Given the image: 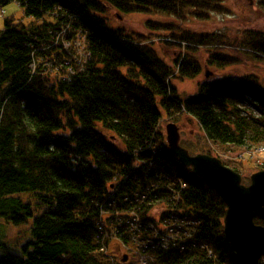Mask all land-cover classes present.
I'll return each instance as SVG.
<instances>
[{"label":"trees","instance_id":"trees-1","mask_svg":"<svg viewBox=\"0 0 264 264\" xmlns=\"http://www.w3.org/2000/svg\"><path fill=\"white\" fill-rule=\"evenodd\" d=\"M13 2L39 23L7 17L0 36V220L29 224L35 210L23 194L33 195L44 212L29 229L23 256L7 254L0 264H107L99 252L98 222L126 241L140 228L146 233L140 247H155L152 264H240L223 232L225 203L171 153L160 130L166 117L185 113L213 143L248 149L264 143L262 77L218 74L185 98L172 81L197 78L200 54L209 67L241 63V57L212 48L221 35L188 27L193 19L226 13L222 1L0 0V7ZM108 7L122 15L173 18L177 25L147 26L172 32L166 44L179 46L180 55L165 60L150 37L108 29ZM77 37L84 41L82 66L59 42ZM259 40L245 39L255 53L246 57L264 61V38L256 45ZM232 41L244 45L236 35ZM204 45L210 47H198ZM114 176L127 180L109 191ZM163 203L175 209L163 219L151 217L150 210ZM173 217L182 235L164 247L156 232Z\"/></svg>","mask_w":264,"mask_h":264},{"label":"rangeland","instance_id":"rangeland-1","mask_svg":"<svg viewBox=\"0 0 264 264\" xmlns=\"http://www.w3.org/2000/svg\"><path fill=\"white\" fill-rule=\"evenodd\" d=\"M222 3L230 10L228 14L225 15H215L212 19L206 21H196L193 19L188 24L189 28L196 32H205V33H220V34H230L235 31L238 32L236 37L242 43L245 42L244 36L247 34V27H260L264 21V4H261L262 0H255V4L252 8H249L243 3L240 4L238 0H221ZM106 21V26L108 29L117 31L123 29L125 34L134 35L135 37L145 36L150 38L162 37L165 36V40H169V36L172 33H169L165 30L163 31H151L148 30L147 23H165L172 22L173 18L167 16L164 13L152 12V13H132V14H121L118 13L112 8L108 7L107 11L103 14ZM121 16V17H120ZM7 17H14L17 21H23L25 23H30L32 20H35V23L38 24L37 18L26 17L23 11V8L17 2H13L6 7H0V36L2 35L5 28V19ZM232 36H235L233 34ZM60 39V44L64 45L63 48L68 52L71 58H74V61L77 58L83 56L84 41L77 37L72 40H66L65 43ZM161 42L158 44L160 49L161 57L165 60H171L172 56L180 55V48L177 46H170L166 44L167 42ZM63 42V43H62ZM226 42L233 43L232 40L226 38ZM212 46V45H211ZM218 52L220 54H231V46H223L219 41L216 42ZM246 44L242 45L240 54L241 63H238L236 66L220 69L217 67H209L213 70L215 74H232L235 77V74L240 76L245 74H252L262 77L263 81L261 83L264 86V61L254 59L251 49L245 47ZM199 48L210 47L208 45L198 46ZM226 47V49H225ZM57 51H61L59 45L55 46ZM206 52H210L205 50ZM165 52V53H164ZM178 53V54H177ZM207 54V53H206ZM251 54V56H247ZM78 55V56H77ZM77 56V57H76ZM199 57L202 59L201 63L205 66V57L206 55L200 54ZM70 63L68 62L63 66V68H68ZM54 71V70H53ZM204 68H202L201 76H198L195 79L190 80H175L173 79V84L176 85L178 92L181 98H185L190 94L196 93L198 89V84L201 83L204 79ZM257 80V79H256ZM176 123L182 130L181 133V145L186 150L189 151L191 155H196L199 153H210L213 156L220 157L222 161L229 167L235 169L242 175L243 183L245 185H250L251 175L258 171L264 170V144L260 146H255L251 149L240 148L233 145H221L211 142L206 135L204 134L202 128L200 127L198 121L192 117L187 116L185 113H180L174 117H166L165 120L161 122L160 130L162 134L166 135V125L168 123ZM244 155V158H243ZM21 198L26 201H30L34 206V218L29 221V225L24 226H13L7 225L3 220H0V258L10 254L16 256H23V247L28 243L29 240V229L34 222V219L41 216L44 212V208L39 205L36 199H33V195L23 194ZM139 214V212H137ZM107 240L110 247L108 248L109 256L113 257L115 264H136L141 260L138 259L139 254V241L135 238L130 244H122L117 241L110 232L106 233ZM116 239V240H113ZM127 255V261L123 262V259ZM151 258L150 255L145 257V261ZM106 262H109L110 258H105ZM153 262V261H152ZM264 263V260H263Z\"/></svg>","mask_w":264,"mask_h":264},{"label":"water","instance_id":"water-1","mask_svg":"<svg viewBox=\"0 0 264 264\" xmlns=\"http://www.w3.org/2000/svg\"><path fill=\"white\" fill-rule=\"evenodd\" d=\"M166 139L169 150L180 163L192 169L225 203L224 235L238 262L260 264L264 258V171L253 174L251 184L246 186L242 176L220 159L207 154L191 155L182 147L177 124L166 125ZM256 219L262 220L263 225L256 224ZM127 258L125 255L123 262Z\"/></svg>","mask_w":264,"mask_h":264},{"label":"bare ground","instance_id":"bare-ground-1","mask_svg":"<svg viewBox=\"0 0 264 264\" xmlns=\"http://www.w3.org/2000/svg\"><path fill=\"white\" fill-rule=\"evenodd\" d=\"M249 31L250 32L255 31V32L252 33V36L253 37H256L257 35H260L261 36V40H259V41L256 42V45H258L263 40V38H264V21L262 22V25L260 27H249ZM164 38H165V36L158 37L157 38L158 44H161V42H163L165 40ZM169 40H170V38H169ZM169 40H165V42H167ZM205 66H207L206 60H205ZM113 180L115 182H119V181H125V180H127V178H125V177L120 178V177H115L114 176ZM111 184H112V182L111 183H108L107 186L109 187ZM110 199H111V195L110 194L109 195L107 194L106 195V200H110ZM163 205L166 206V203H163ZM30 228H32V227H30ZM105 230H106V228L103 225V229H102L101 235L99 237V242H98V244H99V252L103 256L104 259L105 258H110L111 259L109 262H107V264H115V262L113 260V257H111V256L108 257V255H109L108 248L110 247V245H109V242H108V240L106 238V232H105ZM180 235H182V234H181V232H180L179 229L172 228V238L177 239L178 237H180ZM152 263H153L152 262V258H150L149 260H147L145 262V264H152Z\"/></svg>","mask_w":264,"mask_h":264},{"label":"built area","instance_id":"built-area-1","mask_svg":"<svg viewBox=\"0 0 264 264\" xmlns=\"http://www.w3.org/2000/svg\"><path fill=\"white\" fill-rule=\"evenodd\" d=\"M177 224L176 223H170L169 225L164 224L163 225V229H161V232H156L157 234H161L162 238L160 239V241H158V244L162 245V246H167L169 244V240L173 239L172 238V228H176ZM103 228H101L102 230ZM145 257H142L140 262L138 264H145Z\"/></svg>","mask_w":264,"mask_h":264},{"label":"flooded vegetation","instance_id":"flooded-vegetation-1","mask_svg":"<svg viewBox=\"0 0 264 264\" xmlns=\"http://www.w3.org/2000/svg\"><path fill=\"white\" fill-rule=\"evenodd\" d=\"M238 1H240V4L243 3V5H246L249 8H252L255 4V0H252V2H254L253 5H248L247 3L250 2L248 0H238ZM261 4H264V0H262ZM253 32H255V31H253ZM253 32H250L249 27H247V34H246V36H244V38L247 39L248 37H250L252 35Z\"/></svg>","mask_w":264,"mask_h":264}]
</instances>
